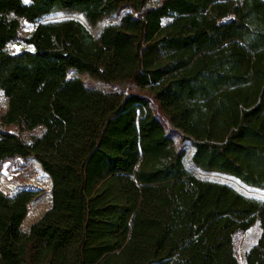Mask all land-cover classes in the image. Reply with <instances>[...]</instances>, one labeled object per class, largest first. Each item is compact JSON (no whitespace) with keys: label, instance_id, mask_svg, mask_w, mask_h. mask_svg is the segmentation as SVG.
Returning a JSON list of instances; mask_svg holds the SVG:
<instances>
[{"label":"trees","instance_id":"1","mask_svg":"<svg viewBox=\"0 0 264 264\" xmlns=\"http://www.w3.org/2000/svg\"><path fill=\"white\" fill-rule=\"evenodd\" d=\"M149 1L0 0L3 118L18 128H0V174L34 158L53 181L29 233L37 192L0 189V264H264V0ZM55 12L121 19L96 37L80 17L39 22ZM24 21L39 22L29 37ZM18 40L32 49L8 51ZM175 131L225 180L188 173Z\"/></svg>","mask_w":264,"mask_h":264},{"label":"rangeland","instance_id":"2","mask_svg":"<svg viewBox=\"0 0 264 264\" xmlns=\"http://www.w3.org/2000/svg\"><path fill=\"white\" fill-rule=\"evenodd\" d=\"M161 1L162 0H150L147 3V7L156 6ZM68 16H76L83 19L80 15L76 13L55 12L44 16L39 22L63 19ZM120 19H121V15L113 16V17H104L93 25L88 24L84 19L83 20L86 22L92 33L96 37H99L107 25L111 23H118ZM39 22L32 23V22L24 21L22 25L21 35L24 37H29ZM31 49L32 46L25 43L22 40L12 41L7 45V50L10 52H20L23 50H31ZM78 75L89 86H95L102 89L117 90L126 93L130 91H135L140 94L149 95L146 89L135 87L132 83L122 82V83H115L112 85H104L100 83L98 80L91 78L87 74H78ZM7 110H8V99L6 98L4 93L0 90V128L2 129L7 128L13 131H18V128L15 125H7L4 122L3 117ZM166 122L168 124L167 131L170 130L173 131L167 119ZM41 132H42V128L40 127L33 131H23L22 134L28 141H31V137L33 135H39L41 134ZM172 134L174 137L175 146L178 149L181 148L186 151L185 167L188 173L195 174L197 176H201L206 179L225 180L224 176L218 173L202 172L198 168H196L192 161V157L195 151L193 141L185 137L184 134L181 132L175 131L172 132ZM22 162H23L22 160H19V162L4 163L2 172L0 174V189L9 196H15L23 190H32L37 192V195L34 198H32V200L28 204L27 216L22 223V229L26 233H29L32 226L35 223H37L45 215V213L53 206V194H52L53 181L50 175L44 171L41 164L36 159L31 158L25 164H22ZM233 183L243 191L250 193V191L244 186L236 182ZM250 235L256 238L258 235V230L254 228ZM246 237L247 234H240L236 238L237 248L241 260H243V250H244Z\"/></svg>","mask_w":264,"mask_h":264}]
</instances>
